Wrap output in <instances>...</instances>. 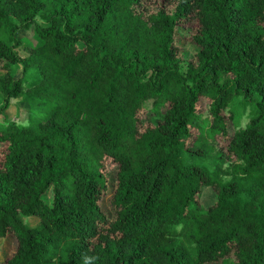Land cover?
Instances as JSON below:
<instances>
[{"label":"trees","instance_id":"trees-1","mask_svg":"<svg viewBox=\"0 0 264 264\" xmlns=\"http://www.w3.org/2000/svg\"><path fill=\"white\" fill-rule=\"evenodd\" d=\"M0 67V264H264V0H0Z\"/></svg>","mask_w":264,"mask_h":264},{"label":"rangeland","instance_id":"rangeland-1","mask_svg":"<svg viewBox=\"0 0 264 264\" xmlns=\"http://www.w3.org/2000/svg\"><path fill=\"white\" fill-rule=\"evenodd\" d=\"M197 23L194 19H189L187 21H183L179 24V31L176 33V39L178 42L177 47V54L181 60V64L185 63L187 60L191 59L193 57V53L196 50V45H194L191 42L190 36L193 34L196 30ZM17 36L22 37L23 42L28 44H33L36 42V38L32 34L30 30L27 31H18L16 33ZM17 53L20 55L25 54V49L22 47H16ZM1 69V67H0ZM11 70H13L15 77H18L21 73L20 71V65H11ZM231 106L234 108L236 115H237V125L242 126L247 121L249 115H250V107L249 105H244L241 103V97L235 98ZM199 111L202 113V115H207V104L206 100L203 97H199ZM27 111L28 107L22 103L19 98L12 99L8 107L4 109V115L8 119H13L19 122H26L27 119ZM157 119V116L151 117V119L145 118V121H155ZM1 120V116H0ZM220 139V138H219ZM220 145H216L214 148H221L224 151V143L222 142V139H220ZM221 146V147H220ZM230 164V161H224L223 167L227 168ZM106 172H107V179H108V188L103 193V195L100 198V206L103 211H105L109 216L112 215V212L109 207V197L111 193V183H112V173L115 168V166L111 165L108 161H106ZM223 179L228 178V175H223ZM213 199V193L211 187L204 186L201 189V196L200 201L203 205H208L211 203ZM23 223L26 226H36L37 218L35 216H28V217H22ZM15 249V240L12 236H7L5 238L0 239V260H4L8 258L12 252Z\"/></svg>","mask_w":264,"mask_h":264}]
</instances>
